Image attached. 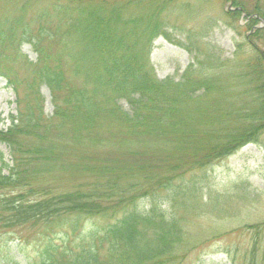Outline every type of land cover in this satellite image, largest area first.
Instances as JSON below:
<instances>
[{"label": "trees", "instance_id": "trees-1", "mask_svg": "<svg viewBox=\"0 0 264 264\" xmlns=\"http://www.w3.org/2000/svg\"><path fill=\"white\" fill-rule=\"evenodd\" d=\"M173 1L53 0L36 13L46 21L57 19L54 27H44L30 42L38 60L45 63L36 72V85H45L51 94L55 121L49 122L56 123L59 117L75 124L80 144L122 142L130 155L142 156L124 166H80L70 188L54 192L31 182L38 173L48 172L49 156L59 147L26 151L17 141L31 136L32 128L46 120L41 101L36 113L28 107L26 113L18 111L17 117H9V125L0 129V144L10 155L7 159L0 149V227L33 228L42 241L37 264L171 261L176 254L173 248L180 242L174 211L179 205L185 210L188 200L203 188L193 178L189 187L184 176L245 144H260L263 48L252 45L241 58L237 47L234 57L225 59L216 47L199 45L201 30L187 29L186 43L181 45L194 60L179 80L156 77L149 60L153 41L167 36L168 29L180 28L162 11ZM56 33L80 49L73 66L74 74L81 77L79 86L67 79L58 61L46 64L49 53L40 46V39H53ZM22 34L27 36L26 30ZM6 36L0 33V44ZM192 107H208L209 114L190 116ZM98 129L105 134L101 139L93 135ZM160 144L165 149L155 147ZM142 186L148 187L141 191ZM83 221H90L87 227ZM65 225L79 237L78 245L66 244L67 236L56 231ZM26 258V264H32Z\"/></svg>", "mask_w": 264, "mask_h": 264}, {"label": "rangeland", "instance_id": "rangeland-1", "mask_svg": "<svg viewBox=\"0 0 264 264\" xmlns=\"http://www.w3.org/2000/svg\"><path fill=\"white\" fill-rule=\"evenodd\" d=\"M52 1L0 0V33L7 35L0 44L3 55L0 59L3 71L0 74V129L6 128L9 117H17L18 111L26 113L28 107H33L36 113L37 103L41 101L46 120L32 128L31 136H20L17 141L26 151L42 150L41 147L50 145L59 147L49 156L48 172L38 173L31 182L55 192L70 188L80 166L97 163L100 168L124 166L142 156L130 155L122 142L113 146H101L98 141L80 144L75 124L71 125L69 120L62 122L59 117L56 123L49 122L55 121L51 94L45 85H36V72L45 63L38 60L30 42L44 27L55 26L57 19L46 21L41 18L43 15H36ZM236 1L241 3L239 7L232 0H174L173 5L164 6L162 11L168 20L180 28L168 29L167 36L161 35L153 41L149 60L156 77L179 80L185 67L194 60L181 45L186 43L187 29L201 30L199 45L208 43L216 47L225 59L234 57L237 47L241 58L248 55L252 45L264 49V0ZM23 30L27 36L22 34ZM11 36L13 40L8 39ZM40 46L48 50L46 64L58 61L67 79L75 86L81 84V77L73 72L74 55L78 57L80 50L75 43L56 33L53 39H40ZM119 103L127 108L125 101ZM189 112L190 116H204L209 114V109L192 107ZM93 135L100 139L105 136L100 129ZM259 142V145L245 144L213 165L184 176L188 184L191 178L197 179V185L203 188L198 196L188 200L185 210L179 205L174 211L178 217L180 242L173 248L174 259L165 264H264V131ZM155 147L165 149L163 144ZM0 149L8 159V148L0 144ZM147 187L142 186L141 191ZM89 222L83 221L82 225L87 227ZM56 231L67 236L66 244L68 241L70 246L80 243L67 225ZM36 233L31 227H0V264H26V256L32 264H37L42 241ZM61 240L57 243L61 244Z\"/></svg>", "mask_w": 264, "mask_h": 264}]
</instances>
